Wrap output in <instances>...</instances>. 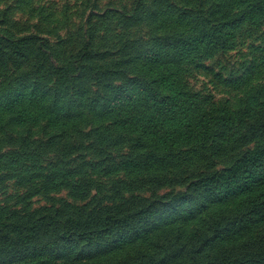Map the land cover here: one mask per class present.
Returning a JSON list of instances; mask_svg holds the SVG:
<instances>
[{"label":"rangeland","instance_id":"374dc122","mask_svg":"<svg viewBox=\"0 0 264 264\" xmlns=\"http://www.w3.org/2000/svg\"><path fill=\"white\" fill-rule=\"evenodd\" d=\"M253 1L0 0V111L18 100L39 98L46 89L51 92L56 80L64 83L51 75L53 66H65L84 54L97 61L88 63L80 80H65L67 95L87 88L89 103L101 105L114 99L117 87L131 83L130 91H136L135 80L147 72L140 71L146 67L141 63L149 62L152 50L161 53L171 47L180 67L169 69L167 80L157 79L159 73L166 74L161 67L148 74L157 92L180 99L181 106L163 125L184 131L210 113L228 115L232 110L244 120L243 129L264 117L246 111L264 103V12L246 19ZM212 24L225 35L220 37L222 46L212 43L219 34L209 43L187 41ZM77 99L71 98L73 108ZM8 113L6 109L7 116L0 118V154L15 152L11 157L17 162L0 159V264H205L216 252L233 257L250 251L247 244L264 235V200L263 212L248 214L246 228L236 225L242 218L237 217V204L264 193V166L255 192L250 190L252 179L220 202L188 188L203 170L222 169L233 161L237 150L214 154L215 149L201 148L198 142L182 144L163 170H137L127 184L111 183L109 172L106 183L91 180L73 193L54 183L60 175L41 172L46 176L34 177L46 162L34 163L32 151L45 131L56 129L43 131L46 121L40 120L14 124ZM225 145L230 148L231 143ZM110 151L105 163L84 170L94 177L103 169L113 171L132 153L124 146ZM47 157L44 153L43 159ZM178 177L180 183L168 182ZM9 190L19 194L8 196ZM106 211L118 218L109 221V230L96 228ZM127 215L124 229L121 218ZM225 217L232 220L220 231L207 229Z\"/></svg>","mask_w":264,"mask_h":264},{"label":"trees","instance_id":"16d2710c","mask_svg":"<svg viewBox=\"0 0 264 264\" xmlns=\"http://www.w3.org/2000/svg\"><path fill=\"white\" fill-rule=\"evenodd\" d=\"M252 3L246 19L253 17L255 12L261 10L264 12V9H261V6H264V0H254ZM217 25H209L208 29L205 27L197 34L189 36L187 41H194L195 44L209 43L214 40L215 34H219V37H215L216 42L212 43L222 46L224 39L222 41L220 37H225V35L222 36V29H218ZM185 39L182 40V43L186 41ZM173 50L171 47L170 49L165 48L161 53L156 49L152 50L146 59L149 61L150 67L148 63L145 64V61L141 63L146 67L145 69L140 68V71L147 69V72L135 80L136 91H130L131 83L127 87H117L113 93L114 99L104 101L101 105H97L94 100L89 103V99L86 97L87 88L82 89L79 94L73 92L71 95H67L68 84L65 83V80L72 77L80 80L83 73L88 70V63L93 60L97 61L92 58L91 54H84L78 56L77 59L67 61L65 66H53L51 75H56L58 80L64 79V83H57L56 80L51 92L46 89L44 95L39 98L31 96L23 101L21 99L16 102V106L9 105L8 108H4V111H0V118H2L7 116L5 115L6 109L9 110L8 115L12 113L11 120H14V124H22L24 119L40 120V122L46 121L42 126L43 131L50 126L56 129L52 133L45 131L43 141L32 151L34 163L46 162L45 165L37 167L40 175L36 174L34 177L46 176L41 172H52L53 178L60 175L59 182L54 183H59L61 188L62 186L63 189L68 188L73 193H80L79 189L91 180L93 183H106L109 172H112V180H109L111 183L121 180L127 184V177L132 176L135 171L155 173L158 170H163L175 159L174 149L182 144L198 142L201 148L215 149L214 154H227L231 150H237V152L234 154V160L222 169L203 170L189 182L188 188H198L202 194L209 196L208 198L217 199L216 202H220L228 194L234 195V190L241 187L242 183L251 179L255 183L258 179L257 174L261 173L260 168L264 166V117L250 122L243 129L241 124L244 120L236 118L235 112L232 110L228 115L210 113L195 121L192 126L185 127L184 131L163 125L181 106L179 105L180 99L174 95L163 96L161 92H157L151 87L148 74L154 72L153 68L161 67L166 74L159 73L157 79L167 80L168 74H171L169 69L180 65V61L174 59L177 51L172 52ZM164 61L166 64L162 63ZM125 93L127 95H124ZM47 94L49 95L47 96ZM73 97H78L74 108L72 107L74 103L71 101ZM246 111L254 112L255 115L258 113L264 115V103L247 108ZM226 136L228 139L226 142H222ZM225 143H231L230 148L227 145L224 147ZM120 146L126 148V153L128 151L132 153L121 159L120 166L113 167V171L103 169L104 173L94 177L95 173L84 170L87 165L94 166V168L99 167L112 157L110 150L118 149ZM44 153L48 154L47 159H43ZM12 155H15V152L1 153L0 159L5 157L13 163L17 162L11 157ZM23 156L27 157V152ZM78 159L88 161L77 165ZM64 160H68L65 166H69L70 169L59 167ZM56 166L57 169H55ZM168 182L171 184L180 183L181 180L178 177ZM89 186L90 184L87 188ZM259 187V182H256L250 190L251 192L258 191ZM187 193L186 190L182 194ZM260 193V195L258 193L253 198H247L237 204V217H242L240 224L236 221L238 227L246 228L247 226H243V224L247 223L248 216L261 211L264 193ZM17 194L19 193L13 190H9L7 193L8 196ZM3 196L4 192L0 189V199ZM230 199L236 200V198ZM252 212L254 213L252 214ZM128 216L121 218L123 221L120 225L124 229L127 228L124 220ZM113 218H118V214L106 211V216L102 218L101 223L99 220L96 228L109 230V221ZM231 220L232 217L219 219L213 225H208L210 228L207 229L212 228L214 231H220ZM26 224L27 221L22 223V226ZM247 245L250 251H243L233 257L227 256L225 251L216 252L214 257L206 261L205 264H264V235H258ZM246 246H242L241 249L246 250Z\"/></svg>","mask_w":264,"mask_h":264}]
</instances>
